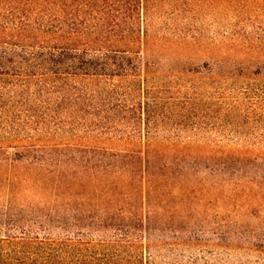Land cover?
Masks as SVG:
<instances>
[{"label": "trees", "instance_id": "16d2710c", "mask_svg": "<svg viewBox=\"0 0 264 264\" xmlns=\"http://www.w3.org/2000/svg\"><path fill=\"white\" fill-rule=\"evenodd\" d=\"M201 1L0 0V264H264V0Z\"/></svg>", "mask_w": 264, "mask_h": 264}, {"label": "rangeland", "instance_id": "374dc122", "mask_svg": "<svg viewBox=\"0 0 264 264\" xmlns=\"http://www.w3.org/2000/svg\"><path fill=\"white\" fill-rule=\"evenodd\" d=\"M196 6L193 7V10L197 11L200 15H201V26L202 29L204 30V32L206 33V35H215L214 33L217 30H221L222 33H232L236 30H239L241 27H245L246 30H251L253 29V25L251 24V22L249 21V18H247L246 20L243 19L241 16H236L233 18L229 15L226 14L224 15V13L222 11H225V4L220 3L218 0H207V1H201L199 3H196ZM233 9L231 8V6L229 7V10H232V13L234 14H238L243 11V15L245 17H248L246 14H244V7H242V5H240L239 7H237V5L235 6V4H233ZM226 11H227V7H226ZM229 15V16H228ZM219 129L217 128V131ZM246 133V132H245ZM216 134V133H215ZM245 139L251 140L252 141H259L262 146L264 147V129L263 127L258 131V133L256 134V136H253V134L248 135V136H243ZM211 139H216L218 141H229V142H234L239 140L241 137L237 136L235 134H229L227 136H224V133L219 134V136H215L214 134H212L210 136ZM264 163L262 164L260 162L259 166H263ZM261 171L256 172H252L253 176V180L254 178L257 176L258 177V181L259 184H257L254 189V196L252 199H247L248 200V210L250 209V211L252 212V214H249L247 216V220L249 222V224L251 225L252 223H256V220H264V212L261 213L260 218L255 216V213H260L258 212V205H260V203L262 202L263 206H264V167L260 168ZM250 186V183H249ZM252 186V185H251ZM257 189V190H256ZM245 219V218H244ZM254 221V222H253Z\"/></svg>", "mask_w": 264, "mask_h": 264}]
</instances>
